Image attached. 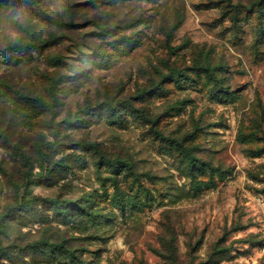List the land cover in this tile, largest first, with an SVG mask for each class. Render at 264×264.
Returning <instances> with one entry per match:
<instances>
[{
    "label": "rangeland",
    "instance_id": "rangeland-1",
    "mask_svg": "<svg viewBox=\"0 0 264 264\" xmlns=\"http://www.w3.org/2000/svg\"><path fill=\"white\" fill-rule=\"evenodd\" d=\"M263 247L264 0H0V264Z\"/></svg>",
    "mask_w": 264,
    "mask_h": 264
},
{
    "label": "trees",
    "instance_id": "trees-1",
    "mask_svg": "<svg viewBox=\"0 0 264 264\" xmlns=\"http://www.w3.org/2000/svg\"><path fill=\"white\" fill-rule=\"evenodd\" d=\"M24 46H21V47H19V48H17V46H14V47H12L14 50L15 49H22ZM196 67L198 68V67H201V66H199L198 64L196 65ZM156 132H160V131H157L156 130ZM159 134H161V133H159ZM48 202H51L52 204H54V206L57 208V210L58 211H60V212H62V210L60 209V205L63 203L64 205H66V207L68 208V209H70V206H72V205H74V201H71V200H69V201H63V202H60L58 199H46Z\"/></svg>",
    "mask_w": 264,
    "mask_h": 264
},
{
    "label": "built area",
    "instance_id": "built-area-1",
    "mask_svg": "<svg viewBox=\"0 0 264 264\" xmlns=\"http://www.w3.org/2000/svg\"><path fill=\"white\" fill-rule=\"evenodd\" d=\"M263 250H264V247H263Z\"/></svg>",
    "mask_w": 264,
    "mask_h": 264
}]
</instances>
